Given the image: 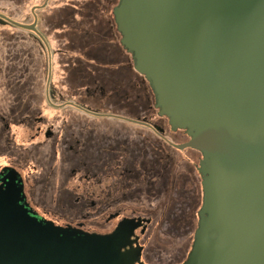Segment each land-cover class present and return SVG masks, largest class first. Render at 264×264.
<instances>
[{
  "label": "water",
  "instance_id": "water-1",
  "mask_svg": "<svg viewBox=\"0 0 264 264\" xmlns=\"http://www.w3.org/2000/svg\"><path fill=\"white\" fill-rule=\"evenodd\" d=\"M120 44L198 151L203 204L185 264H264V0H118ZM11 24L37 33L35 24ZM0 192V264H125L116 236L28 215Z\"/></svg>",
  "mask_w": 264,
  "mask_h": 264
},
{
  "label": "flooded vegetation",
  "instance_id": "flooded-vegetation-1",
  "mask_svg": "<svg viewBox=\"0 0 264 264\" xmlns=\"http://www.w3.org/2000/svg\"><path fill=\"white\" fill-rule=\"evenodd\" d=\"M13 1L19 4L18 0ZM52 1L33 6L31 19L24 22L6 16L20 25L35 24L37 33L11 24L1 25L24 30L32 41L40 42L48 65L43 67L47 71L46 100L50 107L65 112L52 121L36 118L31 107L33 94L20 99L17 60L8 65L0 59V192L14 195L28 215L39 222L91 235L116 236L125 264L178 261L177 243L171 240L170 248L166 247L162 237L178 239V231L172 229L183 228V233H192L190 249L177 263L185 264L203 204L201 154L191 148H178L190 138L185 131H174L168 117L159 116L151 88L134 71L131 54L120 44L113 17L116 32L111 38L117 40L115 55L110 59L99 55L95 62L99 64L100 60L104 64L98 66L123 71V78L105 82L110 95L105 84L98 83L100 78L91 79L88 91H100L98 100L104 106L130 114L129 91L133 90L131 79L135 73L141 82L134 85L138 88L134 90L145 92V97L150 93L154 117L100 113L101 109L88 107L80 98L62 99L61 93L60 99L56 98V87H51V59L65 52L55 51L45 30L49 20L40 16ZM110 3L111 0L101 5L107 9ZM64 6L75 11L84 7L83 2L72 1ZM71 22L76 25L77 20ZM122 91L124 101L118 99ZM144 109L145 104L133 108V112ZM19 127L27 133L26 143L20 140ZM179 195L181 199L188 195L191 198L178 205ZM166 223L169 228L163 230Z\"/></svg>",
  "mask_w": 264,
  "mask_h": 264
},
{
  "label": "rangeland",
  "instance_id": "rangeland-1",
  "mask_svg": "<svg viewBox=\"0 0 264 264\" xmlns=\"http://www.w3.org/2000/svg\"><path fill=\"white\" fill-rule=\"evenodd\" d=\"M44 1L18 0L19 4H15L13 0H0V13L16 21L24 22L31 19L32 7L40 5ZM70 1L72 3L83 2L84 7L81 11L65 7V2L69 3ZM105 1L109 0H53L49 9L40 12L41 17L49 20L45 30L51 38L50 43L54 46L55 51L60 49L65 52V54L59 56L55 54L56 52L53 53L55 56L53 55L51 59V87H56L54 91L57 99H60L59 93L63 95L62 99L77 97L82 99L88 107L97 110L101 109L100 113L117 112L129 117L135 115L154 117V102L150 99V93H147L145 97V92L140 91V89L134 90L136 87L134 85H138L141 79L138 78L133 70L134 75L131 79L133 90L130 89L129 91L132 101V111L130 114L114 109L112 106H104L98 100L101 97L100 91H97L94 95L87 89L89 86H92L91 79L93 78H100L97 79L98 83H103L106 87V81L123 78V71L106 69V67L98 66L95 62V58L100 55L101 51L104 53L108 52L107 55L114 57L113 48H115L114 50L117 49V40H113L111 35L116 32L112 21V7L118 4V0H111L107 9H104L101 5ZM86 3H93L94 6L87 7ZM73 19L77 20L76 25L71 22ZM28 34L21 29L0 25V59H2L4 64L8 65L11 64V60H17L20 99H26L30 94H33V106L31 107L35 112V117H46V119L52 121L55 117H62L61 114L65 110H55L48 105L46 100L47 71H43V67L47 68L48 66L47 58L44 56L43 47L40 42L35 39L32 41L30 39L31 36ZM105 35L110 37L108 42L110 45L104 42L98 43V40ZM14 50H17L16 54L12 52ZM31 67L33 73L30 71ZM136 89L138 88L136 87ZM124 92L122 91L118 96V99L121 101H124ZM107 94H111V90L108 87ZM143 104H145L143 111L137 110L136 113L133 112V108L139 109ZM55 122H57L56 119ZM19 137L22 142L26 143L27 133L20 127ZM178 197V205H183L185 202L188 203L191 198L189 195L185 199H181L180 195ZM169 225L166 223L163 230H167ZM172 230L178 231L176 232L178 239L174 237L172 239L170 235H167L171 239L162 237V242H164L163 245L169 247L170 241L175 240L173 242L177 243L176 246L179 247V253L178 261L172 264H177L185 258L190 249L192 233L190 231L183 233V228Z\"/></svg>",
  "mask_w": 264,
  "mask_h": 264
},
{
  "label": "crops",
  "instance_id": "crops-1",
  "mask_svg": "<svg viewBox=\"0 0 264 264\" xmlns=\"http://www.w3.org/2000/svg\"><path fill=\"white\" fill-rule=\"evenodd\" d=\"M109 40H110V38H109L108 36L105 35V36H102V37L98 40V43H99V42H100V43L104 42L105 44L108 45V44H109V43H108ZM109 45H110V44H109ZM53 48H54V46H53ZM54 49H55V48H54ZM107 53H108V52H105V53H104V52L101 51V52H100V58H101V57H107L108 59H110L111 56L107 55ZM100 58H98V59H100ZM98 63H99L98 65H103V64H104V63L102 64V62H101L100 60L98 61ZM106 64L108 65V62H107ZM87 89H88V88H87Z\"/></svg>",
  "mask_w": 264,
  "mask_h": 264
},
{
  "label": "bare ground",
  "instance_id": "bare-ground-1",
  "mask_svg": "<svg viewBox=\"0 0 264 264\" xmlns=\"http://www.w3.org/2000/svg\"><path fill=\"white\" fill-rule=\"evenodd\" d=\"M196 226V225H195Z\"/></svg>",
  "mask_w": 264,
  "mask_h": 264
}]
</instances>
